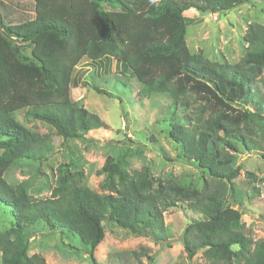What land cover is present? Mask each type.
Masks as SVG:
<instances>
[{
    "label": "trees",
    "instance_id": "trees-1",
    "mask_svg": "<svg viewBox=\"0 0 264 264\" xmlns=\"http://www.w3.org/2000/svg\"><path fill=\"white\" fill-rule=\"evenodd\" d=\"M249 1L0 0V207L15 220L0 232L1 264H46L43 255H29L30 229L37 224L68 234L72 246L84 248L93 260L105 237L104 222L155 244L168 243L164 214L180 203L202 215L182 234L188 259L201 250L210 264H264V239L244 232L241 212L231 204L256 192L240 191L235 179L239 154L264 148V25H249L248 46L237 63H215L190 50L184 15L192 8L226 12ZM83 59L107 66L115 60L122 74L117 81L127 85L135 78L141 98L171 97L167 135L178 158L209 175L202 187L156 179L149 166L131 171L112 156L97 172L104 176V194L84 185V172L67 164L57 168L50 198L33 197L29 180L7 181L14 164L42 163L54 150L48 133L18 120L21 110L65 142L110 130L72 97L75 69ZM93 89L112 96L96 84ZM191 97L200 104L195 125L178 114L189 108Z\"/></svg>",
    "mask_w": 264,
    "mask_h": 264
},
{
    "label": "rangeland",
    "instance_id": "rangeland-1",
    "mask_svg": "<svg viewBox=\"0 0 264 264\" xmlns=\"http://www.w3.org/2000/svg\"><path fill=\"white\" fill-rule=\"evenodd\" d=\"M186 39L192 52H203L204 57L215 63H237L244 55L248 43L245 34L250 24L264 25V0H250L232 10L220 13L187 10ZM121 67L115 60L107 66L103 61L83 59L74 73L72 97L89 111L101 116L110 130L95 129L86 140L67 142L52 127L39 120L28 119L25 110L17 112L18 120L27 128L48 133L54 144L53 152L42 163L19 161L5 174L10 184L32 182L30 190L37 199L50 198L55 187L57 168L69 165L72 171L82 170L83 184L104 194V176L98 170L108 156L126 162L131 171L149 166L156 179H175L182 186L202 187L209 175L191 162L178 158L179 149L168 137L169 108L172 102L168 94L153 93L141 98V85L130 77L127 85L117 81ZM264 76V75H263ZM110 92L112 96L98 93L94 85ZM261 84H258V86ZM190 106L178 114H186L192 125L199 103L189 98ZM205 117L207 115L205 114ZM264 140V138H263ZM264 145V142H262ZM1 153V150H0ZM264 148L262 151L239 154L240 175L235 179L240 191L256 192L242 204L231 201L242 215L244 232L253 240L264 239ZM248 172L255 178L251 180ZM165 223L169 231L168 243L155 244L150 238L129 233L112 223L105 225V237L95 251V260L84 248L76 249L67 235L60 230H50L46 225L31 227L29 255L41 254L46 264H210L199 251L188 259L182 245V234L187 224L202 216L180 203L166 211ZM15 223L8 209L0 207V232ZM1 264V255H0Z\"/></svg>",
    "mask_w": 264,
    "mask_h": 264
},
{
    "label": "water",
    "instance_id": "water-1",
    "mask_svg": "<svg viewBox=\"0 0 264 264\" xmlns=\"http://www.w3.org/2000/svg\"><path fill=\"white\" fill-rule=\"evenodd\" d=\"M209 12H211V11L209 10Z\"/></svg>",
    "mask_w": 264,
    "mask_h": 264
}]
</instances>
